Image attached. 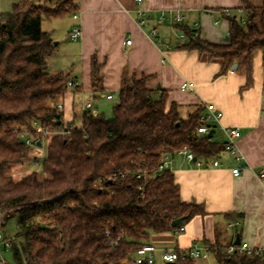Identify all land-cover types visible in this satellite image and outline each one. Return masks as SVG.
<instances>
[{"label": "trees", "instance_id": "1", "mask_svg": "<svg viewBox=\"0 0 264 264\" xmlns=\"http://www.w3.org/2000/svg\"><path fill=\"white\" fill-rule=\"evenodd\" d=\"M244 3L247 24L230 15L226 43H210L186 28L184 48L221 59L223 73L238 62L250 75L254 55L264 58V0L260 6ZM78 10L74 0H20L0 14V211L5 223L20 214V241L5 227L11 264H133L153 233L173 231L205 213L202 204L182 200L170 169L158 172L162 154L188 148L209 160L225 148L198 131L199 111L182 119L178 104L168 106L166 91L155 93L145 77L124 76L112 116L82 112L66 122L58 104L69 77L48 71L56 45L42 21ZM101 81L94 61V90ZM38 123L52 133L38 132ZM43 137L50 141L41 171L16 181L12 167L38 160L33 148ZM180 217L185 220L173 227ZM214 254L220 264H264L222 246ZM1 257L0 243V264Z\"/></svg>", "mask_w": 264, "mask_h": 264}, {"label": "crops", "instance_id": "2", "mask_svg": "<svg viewBox=\"0 0 264 264\" xmlns=\"http://www.w3.org/2000/svg\"><path fill=\"white\" fill-rule=\"evenodd\" d=\"M18 1L0 0V14L11 11ZM74 1L79 10L72 17L79 21L82 36L75 50L79 65L71 66L69 80H78L80 87L78 90L68 87L64 95L66 122L72 123L75 115L82 113L81 103L85 97L95 100L102 109L101 114L113 110L123 78L127 76L147 78V87L157 94L166 91L167 105L177 103L184 120L197 111L204 113L205 103H214L223 112V125L241 128L242 136L237 145L244 156L243 162H238L225 149L209 160L198 158L203 161L201 166L183 155H174L171 171L180 187L182 200L202 204L205 213L194 216L180 233L174 230L153 233L150 244L156 248L154 264L157 261L172 264L162 260L164 250L189 249L196 243L200 247L227 249L240 237L241 242L264 247V177L257 175L264 169L263 53L254 55L250 75L238 62L236 68L232 65L223 73L221 59H208L198 50L185 49L187 34L184 40L178 37V31L186 33L184 29L187 28L198 30L202 39L210 43H226L230 33V15L226 11L245 19L246 12L237 11L244 6V0H143L140 5L135 0ZM248 1L256 6L263 3V0ZM138 8L147 12L148 25L139 24ZM177 13L184 16L182 21L175 20ZM162 14L165 19L160 22ZM153 28H157V36L151 35ZM157 38L163 43L159 44ZM129 39L131 44L126 43ZM65 42L72 50L73 43ZM57 45L58 42L56 48ZM94 61L102 78L97 91L93 84ZM184 82L193 84L194 89H182ZM110 94L113 99L108 98ZM77 95L80 97L78 107ZM211 131L212 141L224 145L223 130L216 126ZM214 159L222 164L214 166ZM237 166L242 172L234 175L232 169ZM194 264L220 263L212 251L195 259Z\"/></svg>", "mask_w": 264, "mask_h": 264}, {"label": "built area", "instance_id": "3", "mask_svg": "<svg viewBox=\"0 0 264 264\" xmlns=\"http://www.w3.org/2000/svg\"><path fill=\"white\" fill-rule=\"evenodd\" d=\"M138 5H140L143 0H135ZM239 11L242 12L240 9ZM228 15H231L230 10L226 11ZM77 17V15H75ZM137 17H138V22L141 26H146L148 25V14L143 8H138L137 9ZM184 16L181 13H177L175 15V20L176 21H182ZM165 19V14H162L159 17V21H163ZM241 23L243 25L247 24L246 18L241 19ZM152 36H157V28H153L151 31ZM71 36L73 40H78L82 36V30L81 27L78 25H75ZM195 37H200L202 38L201 33L196 30L194 32ZM178 37L181 40H184L186 38V33L183 31L179 30L178 31ZM158 43L162 44L163 41L161 38H157ZM127 44H131L132 40L129 39L126 42ZM166 60V59H165ZM68 87L76 88L80 87V82L78 80H68L67 82ZM182 89H194V85L188 82H184L182 85ZM109 99H113V95L110 94L108 95ZM58 108L62 109L63 105L62 103L58 104ZM81 109L82 112H88L91 113L93 116H98L101 114V107L96 105L95 100L90 97H85L82 100L81 103ZM205 112L202 113L199 117V127L198 131L202 135H209L211 130L215 129L216 126H219L226 137L225 143H224V149L234 155V158L238 162H243L244 161V156L238 151V145L237 141L238 139L242 136L241 128L238 126L235 127H228L222 124V118H223V112L220 111L214 103H205ZM37 126V131L40 132L43 135H50L52 132L48 131L42 124L38 123L36 124ZM210 141L213 140L212 136L209 137ZM28 143H31L32 140L28 139ZM177 154L183 155L186 159L189 161H192L196 158L195 154L189 150L188 148H183L178 151ZM174 161V156L171 155L168 152H164L162 154V161L159 164L158 167V172L163 173L164 171L170 169L172 167ZM198 165H203V161H200L198 158L196 160ZM214 166H220L222 163L220 162L219 159H214L213 160ZM245 168H248V165L245 164ZM232 172L234 175H239L242 172L241 167H234L232 169ZM257 175L262 178L264 177V169L260 170L257 172ZM139 177L141 175H138ZM142 189V187L140 188ZM5 215L0 211V243H1V249H2V254L5 253V251L9 250L12 246V239H10L6 234H5ZM184 231V225L180 226L178 228H175L174 232L180 233ZM220 247L218 246H208V247H200L199 243L194 244L191 248L189 249H183L179 251L175 250H164L161 253V258L163 261L172 263L176 261L179 258H186V257H191L193 260L199 258L202 255L207 256L210 252L212 251H218ZM227 251L229 253H237V254H244L250 257H261L264 259V247L263 246H254L250 244L247 241H242L238 244L234 243L231 244L230 246L227 247ZM156 248L152 244H147L138 249L136 256L133 260V264H154L156 260L155 256ZM1 264H11L8 262L6 259H4L3 255L1 257Z\"/></svg>", "mask_w": 264, "mask_h": 264}, {"label": "rangeland", "instance_id": "4", "mask_svg": "<svg viewBox=\"0 0 264 264\" xmlns=\"http://www.w3.org/2000/svg\"><path fill=\"white\" fill-rule=\"evenodd\" d=\"M73 14H68L59 19H43L42 28L45 31L50 32L51 37L54 41V44L58 42V45L55 49L54 57L50 58V62H48V70L51 73H61L67 77L71 76V66L79 65V55L76 54L77 48L80 44V39L77 41L73 40L71 33L75 27V25H79V21L72 17ZM66 40H69L73 43V49L69 50ZM58 70V71H55ZM76 106L78 107L80 104V97L79 95L76 96ZM112 111L110 110L107 112V116H112ZM81 115V114H80ZM218 134V132H217ZM42 143L33 148V153L38 155V160H30L26 162L24 165H17L13 166L11 169V175L16 181H20L21 179L27 177L33 171L38 170L41 171V164L43 158L47 153V147L49 144L50 139L47 137H43ZM20 214H13V216L7 221L5 227L6 231L9 236L13 237L14 241H20L19 238L16 237L18 226H19ZM4 259L8 262L13 261V255L11 251H5L2 254ZM165 263V262H164ZM156 264H161L157 261Z\"/></svg>", "mask_w": 264, "mask_h": 264}, {"label": "water", "instance_id": "5", "mask_svg": "<svg viewBox=\"0 0 264 264\" xmlns=\"http://www.w3.org/2000/svg\"><path fill=\"white\" fill-rule=\"evenodd\" d=\"M226 39L228 40L229 37H226ZM237 66H238V65H237L236 63L233 65L234 68H236ZM212 134H213V131H211V132L209 133V136H212ZM41 143H42L41 140H38V141H37V144H38V145H40ZM194 160L196 161L197 158H195ZM184 220H185V217H180V218H178V219H175V220L172 222V226H173V227H177L178 225L182 224V222H183ZM240 242H241V239H240V237H238L236 243L238 244V243H240Z\"/></svg>", "mask_w": 264, "mask_h": 264}]
</instances>
